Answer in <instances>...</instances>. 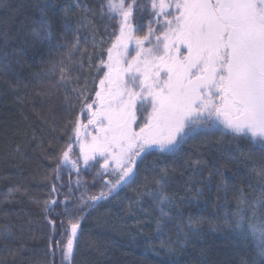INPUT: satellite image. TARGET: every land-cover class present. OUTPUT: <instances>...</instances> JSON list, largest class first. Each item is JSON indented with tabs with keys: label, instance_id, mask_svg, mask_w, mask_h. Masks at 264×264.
<instances>
[{
	"label": "snow or ice",
	"instance_id": "6c2138e0",
	"mask_svg": "<svg viewBox=\"0 0 264 264\" xmlns=\"http://www.w3.org/2000/svg\"><path fill=\"white\" fill-rule=\"evenodd\" d=\"M37 7L39 18L33 20L36 26L31 28L30 37L46 42L50 55L52 50L61 52L59 59H50L47 70L36 74L41 80L51 81L50 88L37 94L51 96L52 88L64 89L69 113L63 126L67 141L52 179H61L62 166L71 164L79 176L100 160L103 163L97 176L115 177L104 179L98 195L89 196L87 201L82 197L75 211L69 207L68 196L63 201L53 198L63 185L52 184L41 211L54 230L55 219L47 214L63 204V211L57 215L67 219L60 221L59 240L49 236L51 264L58 254L60 264H72L86 209L135 184L140 165L149 155L156 157L152 162L154 182L152 188L145 185L141 196L148 197L156 209L157 238L163 237L176 220L180 223L176 224L175 243L199 235L200 225L191 216L187 221L182 219L184 200L192 193L193 201L202 197L204 188L196 185L205 179L210 184L217 172L221 177L224 174L213 168L205 178L204 161H191L181 173L182 177L190 173L184 181L185 195L177 199L176 193L168 190L173 176L165 160L171 156L175 164L183 145L199 136L216 134L227 141L230 152H239L251 161L248 167L256 177L255 183L248 185L251 191L238 189L235 210L226 211L222 218L234 225L239 239L259 238V264H264V0H101V19L115 23L106 26L107 35L114 39L107 48L102 47V40L98 54L95 36L90 53L87 46L81 48L87 37L79 35L80 28L87 26L83 20L94 24V10L85 9L92 11V18L86 15L74 28L73 5H69L62 17L63 31L57 37L49 16L52 4L45 2ZM70 32L76 33L72 41L66 40ZM141 32L143 35H138ZM7 48L5 36L0 48V66L5 69L11 56ZM17 51L13 49V53ZM94 56L97 62L89 88L73 73L84 67L85 58L91 66ZM57 73L58 78L53 80ZM245 142L250 143L247 151ZM77 146L79 155L72 160ZM253 150L261 154L259 159ZM20 191L19 186L9 188L6 199ZM35 202L39 206L40 199ZM14 239L8 226H0V242L9 244ZM168 243H173L170 237L162 241V246ZM20 250L7 249L13 257Z\"/></svg>",
	"mask_w": 264,
	"mask_h": 264
},
{
	"label": "trees",
	"instance_id": "16d2710c",
	"mask_svg": "<svg viewBox=\"0 0 264 264\" xmlns=\"http://www.w3.org/2000/svg\"><path fill=\"white\" fill-rule=\"evenodd\" d=\"M45 2L53 6L49 16L57 37L63 31L64 9L73 5L71 19L74 28L86 15L92 18V11L85 9L95 12L94 24L83 20L87 26L80 28L79 35L87 37L86 41L82 40V49L87 46L89 52H93L92 37L95 36V52L98 54L102 40L105 41L102 47L107 48L114 39L107 35L106 26L115 22L101 19V0H79V4L76 0H0V48H3L7 36V51L11 54L8 68L0 66V226H8L15 234V239L9 244L0 242V261H7V264H51L49 236L59 240L60 221L67 219L57 215L63 211V204L47 214L49 219H55L54 230L41 211L43 199L48 197L54 182L63 187L53 198L63 201L68 196L69 207L75 211L82 197L87 201L89 196L100 193L104 179L115 180V177L97 176V172L101 171V160L91 170H82L79 176L75 169L62 166L61 179H52L57 158L67 141L63 126L69 119V113L63 100L64 89L57 91L52 88L51 96L37 94L50 88L51 81L41 80L36 74L48 69L50 59H59L61 55L55 50L50 55L46 42L34 41L29 35L31 28L36 26L33 20L39 18L37 6ZM144 15L146 31L147 13ZM111 30L107 27V32ZM75 35V32L68 33L66 40L72 41ZM138 35H143V32ZM13 49L18 51L13 53ZM96 62L94 56L90 66L85 58L84 67L75 69L73 76H80L81 85L87 82L91 88ZM73 83L75 80L68 86L69 93ZM226 145L227 141L221 140L219 134L199 136L182 146L175 164L171 156L165 160L173 176L168 190L176 193L177 199L185 195L184 181L190 173L183 177L181 173L191 161H204L205 178L213 168L220 169L224 174L221 177L217 172L210 184L205 179L196 185L197 188H204L202 197L193 201L192 193L184 200L182 219L187 221L191 216L200 225L199 235L191 236L187 242L180 240L175 243L176 224L180 223L176 220L169 225L163 237L157 238L156 209L151 206L148 197L141 196L145 185L152 188L154 182L152 162L156 157L149 155L140 165L135 184L86 209L72 264H259V238L249 236L246 240L239 239L233 231L234 225L222 218L226 211L235 210L237 190L243 188L245 192H250L248 185L256 181L248 167L251 161L241 157L239 152H230ZM244 147L249 150L250 143L245 142ZM73 155L78 156L76 149ZM260 155L254 151L256 159ZM218 185H221L219 191ZM16 186L21 191L14 193L10 200L6 199L8 189ZM36 199H40L39 206ZM169 237L173 243L162 246V241ZM8 248L21 250L13 257L8 254ZM55 264H60L59 254L55 257Z\"/></svg>",
	"mask_w": 264,
	"mask_h": 264
},
{
	"label": "rangeland",
	"instance_id": "374dc122",
	"mask_svg": "<svg viewBox=\"0 0 264 264\" xmlns=\"http://www.w3.org/2000/svg\"><path fill=\"white\" fill-rule=\"evenodd\" d=\"M133 54H134V53H133ZM75 149L77 150L78 155H79V147L77 146ZM76 158H77V157H75V156L73 155V153H72L71 159H72V160H75ZM101 162L103 163V160H101ZM81 165H83V164L81 163ZM66 166H68V167L74 169V168L72 167L71 164H68V165H66Z\"/></svg>",
	"mask_w": 264,
	"mask_h": 264
}]
</instances>
